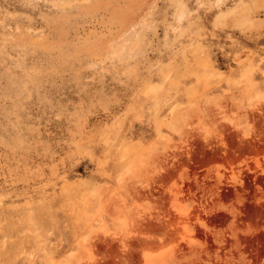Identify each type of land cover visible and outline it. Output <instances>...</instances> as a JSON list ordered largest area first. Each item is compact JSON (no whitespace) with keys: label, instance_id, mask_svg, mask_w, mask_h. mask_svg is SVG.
I'll use <instances>...</instances> for the list:
<instances>
[{"label":"rangeland","instance_id":"rangeland-1","mask_svg":"<svg viewBox=\"0 0 264 264\" xmlns=\"http://www.w3.org/2000/svg\"><path fill=\"white\" fill-rule=\"evenodd\" d=\"M0 264H264V0H0Z\"/></svg>","mask_w":264,"mask_h":264}]
</instances>
